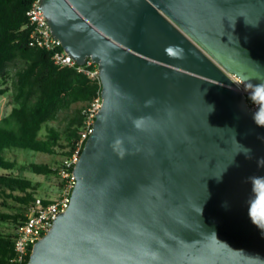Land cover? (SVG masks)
Returning a JSON list of instances; mask_svg holds the SVG:
<instances>
[{
  "label": "water",
  "instance_id": "95a60500",
  "mask_svg": "<svg viewBox=\"0 0 264 264\" xmlns=\"http://www.w3.org/2000/svg\"><path fill=\"white\" fill-rule=\"evenodd\" d=\"M41 7L64 51L98 64L102 107L28 264H264L249 217L264 127L230 78L264 81V0Z\"/></svg>",
  "mask_w": 264,
  "mask_h": 264
},
{
  "label": "trees",
  "instance_id": "16d2710c",
  "mask_svg": "<svg viewBox=\"0 0 264 264\" xmlns=\"http://www.w3.org/2000/svg\"><path fill=\"white\" fill-rule=\"evenodd\" d=\"M31 3L0 0V86L11 82L16 103L0 122V223L14 225V230L25 219L28 205L36 198V188L32 180L14 173L17 163L7 159L5 151L19 149L47 155L61 151L64 157L70 156L80 134L82 110L102 91L99 82L73 69H59L50 52L29 45L27 11ZM62 113L69 115L64 134L49 127L44 135V126L58 121ZM32 169L37 175L54 173L51 166L43 164H34ZM13 236L0 231V264H12Z\"/></svg>",
  "mask_w": 264,
  "mask_h": 264
},
{
  "label": "built area",
  "instance_id": "2783aa9c",
  "mask_svg": "<svg viewBox=\"0 0 264 264\" xmlns=\"http://www.w3.org/2000/svg\"><path fill=\"white\" fill-rule=\"evenodd\" d=\"M27 26L31 29L29 45L41 48L51 53L53 64L59 69H73L79 74L85 75L91 81H97L102 86L98 64L88 58L84 65H79L68 55L61 42L53 36L51 27L41 7V0H32L27 11ZM234 88L242 93L250 109L258 112L264 118V109L260 105H253L249 99L248 82L230 75ZM102 107L101 93L99 97L82 110L83 121L80 134L75 141V149L70 156L53 168L60 180L59 185L48 197L36 196L28 205L25 219L20 222L13 236L14 255L12 264H28L27 258L31 255L33 246L45 236L52 228L59 214L64 213L70 203L76 179L74 168L80 159L84 145L93 132L96 115Z\"/></svg>",
  "mask_w": 264,
  "mask_h": 264
},
{
  "label": "rangeland",
  "instance_id": "374dc122",
  "mask_svg": "<svg viewBox=\"0 0 264 264\" xmlns=\"http://www.w3.org/2000/svg\"><path fill=\"white\" fill-rule=\"evenodd\" d=\"M11 82H9L6 85L0 86V91H5V93H0V122L3 118L8 116L13 109V107L16 106V103L13 98V91L11 89ZM69 116V115H68ZM66 114H60L58 121L56 122H50L47 125H45L44 130L42 133L46 134V129L49 127L56 128L60 133L65 132L67 129V122L68 117ZM64 138V136H63ZM5 157L11 161H16L17 166L14 171V173L18 176L26 177L30 180H32L35 184L36 188V196L41 197H48L49 194L53 192V189L59 185L60 180L58 179V176L54 172L53 174H50L48 176L44 175H37L33 172L32 165H48L52 168H55L58 166L62 160L67 157L63 156L62 152L59 151V153H56L55 155H47L42 153H36L29 150H7L4 153ZM14 225L11 224H3L0 223V231L5 232L7 235H13L14 233Z\"/></svg>",
  "mask_w": 264,
  "mask_h": 264
},
{
  "label": "clouds",
  "instance_id": "9594fccd",
  "mask_svg": "<svg viewBox=\"0 0 264 264\" xmlns=\"http://www.w3.org/2000/svg\"><path fill=\"white\" fill-rule=\"evenodd\" d=\"M248 88H251L252 91L249 92V99L251 103L255 105H260L264 109V81L256 84H248ZM259 113H254V120L258 126L264 127V122L257 120V115ZM247 150L246 152H248ZM252 184V192L254 198L249 199V217L252 220L253 224L256 225L259 229L264 230V216L257 214V209L264 208V177H250L249 178ZM258 185L261 188L258 190ZM202 212V209H201Z\"/></svg>",
  "mask_w": 264,
  "mask_h": 264
},
{
  "label": "snow or ice",
  "instance_id": "6c2138e0",
  "mask_svg": "<svg viewBox=\"0 0 264 264\" xmlns=\"http://www.w3.org/2000/svg\"><path fill=\"white\" fill-rule=\"evenodd\" d=\"M261 215L264 216V213H262Z\"/></svg>",
  "mask_w": 264,
  "mask_h": 264
}]
</instances>
